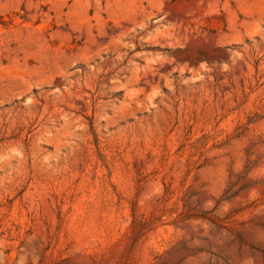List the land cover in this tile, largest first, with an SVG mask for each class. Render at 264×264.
Listing matches in <instances>:
<instances>
[{"label": "rangeland", "instance_id": "rangeland-1", "mask_svg": "<svg viewBox=\"0 0 264 264\" xmlns=\"http://www.w3.org/2000/svg\"><path fill=\"white\" fill-rule=\"evenodd\" d=\"M0 264H264V0H0Z\"/></svg>", "mask_w": 264, "mask_h": 264}]
</instances>
